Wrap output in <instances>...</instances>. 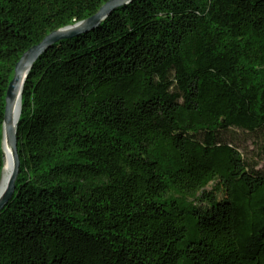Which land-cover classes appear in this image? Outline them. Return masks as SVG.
Wrapping results in <instances>:
<instances>
[{
	"label": "trees",
	"instance_id": "1",
	"mask_svg": "<svg viewBox=\"0 0 264 264\" xmlns=\"http://www.w3.org/2000/svg\"><path fill=\"white\" fill-rule=\"evenodd\" d=\"M110 0H0L22 54ZM0 264H264V0H132L23 84ZM210 188V190H208Z\"/></svg>",
	"mask_w": 264,
	"mask_h": 264
},
{
	"label": "water",
	"instance_id": "2",
	"mask_svg": "<svg viewBox=\"0 0 264 264\" xmlns=\"http://www.w3.org/2000/svg\"><path fill=\"white\" fill-rule=\"evenodd\" d=\"M132 0H110L105 3L96 14L89 17L88 19L78 22L74 25L67 26L60 30L53 31L49 33L44 39L37 45H34L28 49L22 56L19 61L14 66V72L12 80L10 81L5 97V112H4V123H3V139H2V149H3V140L4 137L7 139V143L10 146L12 153V167L9 174V177L6 181L5 187L0 193V211L12 198L15 181L18 175L19 167V158L17 155V139H16V127L18 124V118L20 115V101L24 81L26 76L35 63V61L42 55L47 49L52 47L55 43L77 37L83 33H87L95 30L100 25L107 16L114 12L119 7L130 3ZM16 99L19 100V112L17 120L14 122L13 119V108L16 102ZM4 155V150H3ZM4 168V167H3ZM3 169L0 175V181L2 178Z\"/></svg>",
	"mask_w": 264,
	"mask_h": 264
},
{
	"label": "bare ground",
	"instance_id": "3",
	"mask_svg": "<svg viewBox=\"0 0 264 264\" xmlns=\"http://www.w3.org/2000/svg\"><path fill=\"white\" fill-rule=\"evenodd\" d=\"M18 112H19V100L16 99V102L13 108L14 122L17 120ZM3 150H4V168H3L2 178L0 181V193L5 187L6 181L9 177L11 167H12V153H11L9 144L7 143L6 137H4V140H3Z\"/></svg>",
	"mask_w": 264,
	"mask_h": 264
},
{
	"label": "rangeland",
	"instance_id": "4",
	"mask_svg": "<svg viewBox=\"0 0 264 264\" xmlns=\"http://www.w3.org/2000/svg\"><path fill=\"white\" fill-rule=\"evenodd\" d=\"M208 190H210V188Z\"/></svg>",
	"mask_w": 264,
	"mask_h": 264
}]
</instances>
